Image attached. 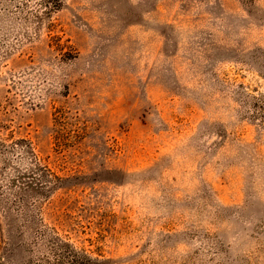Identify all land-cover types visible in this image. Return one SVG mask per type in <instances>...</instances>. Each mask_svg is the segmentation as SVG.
I'll list each match as a JSON object with an SVG mask.
<instances>
[{
  "label": "rangeland",
  "instance_id": "obj_1",
  "mask_svg": "<svg viewBox=\"0 0 264 264\" xmlns=\"http://www.w3.org/2000/svg\"><path fill=\"white\" fill-rule=\"evenodd\" d=\"M49 1L0 0V264L24 204L101 264H264V0Z\"/></svg>",
  "mask_w": 264,
  "mask_h": 264
},
{
  "label": "trees",
  "instance_id": "obj_2",
  "mask_svg": "<svg viewBox=\"0 0 264 264\" xmlns=\"http://www.w3.org/2000/svg\"><path fill=\"white\" fill-rule=\"evenodd\" d=\"M47 5L51 9V12L58 11L62 8V0H52L49 1ZM10 147L13 149L19 148L28 157H30V165L32 167L36 168L41 166L38 162L31 142L27 139L20 138L12 141ZM32 170H34V168L30 171H20V174H22V172L26 174L28 172H32ZM22 176L23 177L19 178V182L24 185V189L26 187H37L39 190L45 191V189H47L45 184L48 183L49 185L52 182L51 180H47L49 176L46 174L43 175L44 180L33 178L32 180L28 179L23 181L24 175ZM54 187L55 185L53 186V189ZM20 209L27 218V227L34 231L35 234L34 242L30 243L31 248H33L31 251L37 249L40 251L41 255L35 262L29 258L25 264H101L103 262L97 257L94 258L83 251L77 250L73 244L61 238L53 228L49 229L47 226H43L40 221L38 222L37 217L32 214V210L27 206V204L22 205Z\"/></svg>",
  "mask_w": 264,
  "mask_h": 264
}]
</instances>
